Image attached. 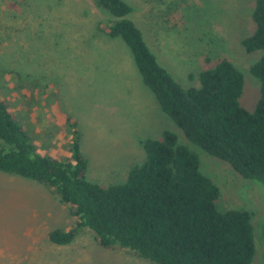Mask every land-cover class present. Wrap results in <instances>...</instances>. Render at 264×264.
I'll return each instance as SVG.
<instances>
[{"label":"rangeland","instance_id":"1","mask_svg":"<svg viewBox=\"0 0 264 264\" xmlns=\"http://www.w3.org/2000/svg\"><path fill=\"white\" fill-rule=\"evenodd\" d=\"M124 1L157 61L182 87L198 85L189 76L225 57L244 77L239 104L254 108L260 84L249 69L261 51L247 52L241 41L254 30L255 0ZM110 17L94 0H0V99L41 156L66 161L75 123L86 177L102 186L124 182L144 161L143 139L174 132L219 187L218 209L252 212V264H260L263 185L186 138L143 82L126 43L102 30ZM74 224L69 206L46 185L0 171V264H153L101 247L88 228L68 244L49 240V231Z\"/></svg>","mask_w":264,"mask_h":264},{"label":"trees","instance_id":"2","mask_svg":"<svg viewBox=\"0 0 264 264\" xmlns=\"http://www.w3.org/2000/svg\"><path fill=\"white\" fill-rule=\"evenodd\" d=\"M94 2L111 15L104 33L126 43L143 82L186 138L264 187V0H255L254 30L241 41L247 52L261 51L249 69L260 84L252 110L239 104L244 77L230 60L222 57L190 75L198 85L184 88L160 65L128 16L130 4ZM71 126L75 139L69 158L41 156L0 99V171L46 185L75 218L74 226L49 231L51 242L68 244L80 228H88L101 247L122 248L153 264L253 263L252 212L218 209L219 187L174 132L143 139L144 161L130 167L124 182L102 186L87 179L79 132L75 123Z\"/></svg>","mask_w":264,"mask_h":264},{"label":"crops","instance_id":"3","mask_svg":"<svg viewBox=\"0 0 264 264\" xmlns=\"http://www.w3.org/2000/svg\"><path fill=\"white\" fill-rule=\"evenodd\" d=\"M144 151V150H143Z\"/></svg>","mask_w":264,"mask_h":264}]
</instances>
